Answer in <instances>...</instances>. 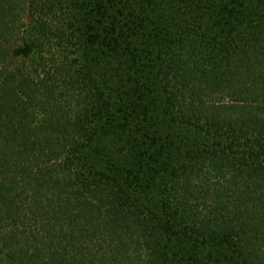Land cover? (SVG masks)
Wrapping results in <instances>:
<instances>
[{
	"label": "trees",
	"instance_id": "16d2710c",
	"mask_svg": "<svg viewBox=\"0 0 264 264\" xmlns=\"http://www.w3.org/2000/svg\"><path fill=\"white\" fill-rule=\"evenodd\" d=\"M65 1L0 0V264H264V0Z\"/></svg>",
	"mask_w": 264,
	"mask_h": 264
},
{
	"label": "rangeland",
	"instance_id": "374dc122",
	"mask_svg": "<svg viewBox=\"0 0 264 264\" xmlns=\"http://www.w3.org/2000/svg\"><path fill=\"white\" fill-rule=\"evenodd\" d=\"M166 1L112 0L115 5L110 8V11L115 15L114 20L118 24L119 32L127 35L132 42H136V46L143 47L139 45V42H149L148 35L154 33L157 27H163L164 21L169 19V12L172 9L164 6ZM60 6L53 26L71 33L72 30H76V26L80 25L78 21L82 17L74 11L71 0H66Z\"/></svg>",
	"mask_w": 264,
	"mask_h": 264
}]
</instances>
